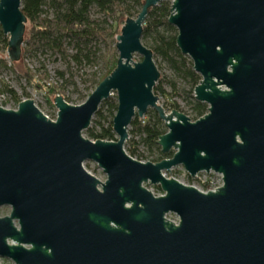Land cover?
Masks as SVG:
<instances>
[{"label": "water", "instance_id": "obj_1", "mask_svg": "<svg viewBox=\"0 0 264 264\" xmlns=\"http://www.w3.org/2000/svg\"><path fill=\"white\" fill-rule=\"evenodd\" d=\"M144 0L115 37L116 68L80 105L56 96L55 120L31 99L0 106V259L13 264H264V0H170L176 46L200 76L194 99L208 106L191 121L166 112L160 78L141 39ZM22 0H0L11 62L22 55ZM139 54V62L133 60ZM113 93L115 141L83 136ZM154 110L167 128L157 141L171 158L140 162L124 149L135 116ZM92 161L106 178L83 166ZM222 176L203 193L164 173ZM158 186L161 196L146 187ZM175 214L178 220L169 218Z\"/></svg>", "mask_w": 264, "mask_h": 264}, {"label": "trees", "instance_id": "obj_2", "mask_svg": "<svg viewBox=\"0 0 264 264\" xmlns=\"http://www.w3.org/2000/svg\"><path fill=\"white\" fill-rule=\"evenodd\" d=\"M143 3L144 0H49L48 3L46 0H22L21 12L26 18L23 41L25 47H22V55L23 53H34L38 50H49L52 53H59L62 57L66 58L68 55L66 49L63 47V40L75 43L76 46H87L94 42H102L106 48L103 54L105 73L95 84L96 88L116 68L118 53L115 37L120 34L121 27L126 19L135 18L138 15ZM45 5H49L50 9H52V17L43 15V7ZM170 6L171 3L161 2V4L151 8L143 26L142 37L150 45L149 47L153 55L160 56L176 75H182L190 81L192 86L190 93L192 94L201 78L193 71L192 62L185 58L176 46L177 31L167 21L170 15ZM92 7H96L106 18H113V24L109 28H103L93 22L89 17ZM137 8L138 10H136ZM7 41V37L3 36L0 29V43L3 44L2 50L7 49ZM22 55L20 60L22 59ZM73 59L79 60L78 56H73ZM23 65V76L29 84L34 83L35 74L25 64ZM34 85L37 86V89L45 90L48 101L53 96L54 105V99L59 93L57 88L52 85H43L40 81ZM5 92L9 93L13 98L15 97L14 92L7 86H5ZM153 92L155 95H160L171 101L169 95L160 86L154 87ZM107 103V100L103 101L100 107ZM192 104L191 117L193 121H196L207 113L208 106L197 102L194 96H192ZM169 106L178 109V105L173 101H171ZM109 107L112 113L111 120L106 128L102 126L99 132H95L94 128L89 127L84 131V134L90 140H116L112 129V120L117 110V101ZM163 107L166 108L164 105ZM101 116V112L98 110L93 117V125L97 124V120ZM166 132L165 125L159 120L154 110H150V113L143 118L135 116L128 130L129 137L132 136V138H129L125 143L124 149L129 156L140 160L134 144L142 143L149 152H157L158 158L152 160V162L157 163L171 158L172 152L162 154L160 147L157 145L159 137ZM134 137H138L139 142H135ZM156 189L160 191L159 187Z\"/></svg>", "mask_w": 264, "mask_h": 264}, {"label": "rangeland", "instance_id": "obj_3", "mask_svg": "<svg viewBox=\"0 0 264 264\" xmlns=\"http://www.w3.org/2000/svg\"><path fill=\"white\" fill-rule=\"evenodd\" d=\"M46 2L48 3L49 0H46ZM164 2L171 3L170 0ZM136 10H138V8ZM43 15L52 17L53 11L50 9L49 5L43 7ZM89 17L93 22L103 28H109L114 22L113 18H106L96 7L90 9ZM141 39L143 40V37H141ZM144 42L148 47L150 46L146 41ZM62 44L68 55L66 58L62 57L59 53H52L49 50H38L37 52L29 54L23 53L21 60L12 63L8 57L7 49L2 50L3 44L0 43L1 107L16 110L21 101L31 99L34 102V105L45 116H48L50 120H55L57 109L53 105V96H51L50 101H48L45 90L37 89V86L34 85L39 81L43 85H52L56 87L59 91L57 95L61 96L65 101L68 100L66 102L71 105H80L88 98L94 90L95 84L105 73L103 63V54L106 50L105 44L102 42H94L87 46H76L75 43H69L67 40H63ZM24 47L25 44H23V48ZM73 56H78L79 60H74ZM185 58L191 61L188 57L185 56ZM141 59L142 57L139 54H134L133 60L135 62H139ZM153 61L160 75L155 87L160 86L163 91L169 95L170 100L178 105V109L172 108L169 106L171 101L158 95L160 103L162 106L164 105L166 107L164 108L165 111L169 112L174 109L178 110L193 121L191 117L193 93H190L192 87L190 81L182 75H176L160 56L154 54ZM23 64L35 74L34 83L29 84L23 76ZM5 86L14 92V98L9 93L5 92ZM116 98V93H113L107 99L108 103L99 107V112H101L102 116L98 120L95 119L97 120V124L93 125L91 122L90 125V128H94L95 132H99L102 126L104 128L107 127L111 120L112 113L110 112L109 106L117 101ZM149 113L150 110H148L145 116ZM83 136L89 139L84 133ZM116 138L115 135V139ZM129 138H132V136ZM134 141L139 142V138L134 137ZM134 147L137 149V156L140 159L138 161L140 162H152V160L158 158L156 151L149 152L146 146L142 143H136L134 144ZM171 152L174 153V151ZM83 166L90 174H96L99 180L106 178V175L96 163L86 161ZM164 175L166 178L171 177L184 185L192 186L200 191L212 189L220 184L219 176L216 174L211 173L206 175V173H204L200 174L198 178L193 179L186 174L181 166L172 168L170 172H165ZM145 187L155 196L162 195V192L156 189L158 186L145 185ZM9 212V207H1L0 217L7 216ZM167 216L175 221L178 220V217L175 214H168ZM0 264H13V262L1 259Z\"/></svg>", "mask_w": 264, "mask_h": 264}, {"label": "built area", "instance_id": "obj_4", "mask_svg": "<svg viewBox=\"0 0 264 264\" xmlns=\"http://www.w3.org/2000/svg\"><path fill=\"white\" fill-rule=\"evenodd\" d=\"M46 117L48 118V116H46ZM133 159H134V158H133ZM135 160H136V159H135ZM211 173H213V172H210V173H208V174H211ZM200 174H204V173H199V174H197L193 179L198 178ZM208 174H206V175H208ZM213 174H216V173H213ZM216 175L219 176L220 184H219L218 186H215V187L212 188V189H207L206 191H201V192L206 193V192H208V191H215L217 188H219V187L222 186V176H221L220 174H216ZM199 191H200V190H199ZM0 260H1V259H0Z\"/></svg>", "mask_w": 264, "mask_h": 264}]
</instances>
